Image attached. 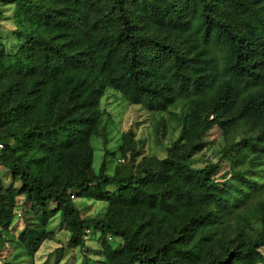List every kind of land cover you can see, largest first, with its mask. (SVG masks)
Instances as JSON below:
<instances>
[{
    "label": "trees",
    "instance_id": "obj_1",
    "mask_svg": "<svg viewBox=\"0 0 264 264\" xmlns=\"http://www.w3.org/2000/svg\"><path fill=\"white\" fill-rule=\"evenodd\" d=\"M10 5L17 46L0 51V122L15 124L16 157L5 163L0 151V165L20 187L0 182V240L20 206L15 241L31 260L59 213L65 248L85 264H264L263 185L240 170L214 179L223 161L264 174V0H0ZM107 90L152 113L184 106L167 157L134 154L121 175L104 161L92 171ZM239 126L247 136L217 163L192 167L212 128ZM84 197L107 210L82 217L74 199ZM87 231L99 234V261Z\"/></svg>",
    "mask_w": 264,
    "mask_h": 264
},
{
    "label": "rangeland",
    "instance_id": "obj_2",
    "mask_svg": "<svg viewBox=\"0 0 264 264\" xmlns=\"http://www.w3.org/2000/svg\"><path fill=\"white\" fill-rule=\"evenodd\" d=\"M3 16L0 19V51L3 49L5 53H12L17 46V39L14 35L15 25L13 22L14 6H1ZM184 106L178 105L170 109L169 113H152L142 109L139 106H129L119 92L107 90L100 101L101 117L99 122L90 136L89 150L91 151L92 161L91 169L97 173L102 161L105 162V173L109 176L121 175L123 168L129 165L132 155L139 154V158L151 157L154 159H163L167 157L168 148L177 139L181 123ZM174 116L179 119L175 120ZM28 124L24 121L19 124V128ZM15 124L0 122V151L4 152L3 160L9 163L16 157L13 149L15 144L9 139V134ZM248 130L245 127H236L227 132L214 127L205 136L203 143L204 149L197 154L191 161L193 168H203L208 164L217 163L223 151L232 143L246 137ZM234 166V167H233ZM264 169V168H263ZM230 170L245 171L249 178H256L257 182L264 187V174L253 175L249 170L232 164L231 161H223L220 168L214 176L217 181H227L230 179ZM226 176L223 180L222 177ZM0 182L6 190L9 187L17 189L20 187V182L14 180L8 171L0 165ZM113 191V187L106 188ZM20 200L17 201L19 205ZM75 205L80 209L82 217H93L103 215L107 210V204L94 201L90 198H75ZM20 213V214H19ZM21 215V216H19ZM23 210L18 206L14 210L15 230L10 233H5L4 239L0 242V264H5L4 261H11L21 254L24 264H85L79 250L66 249L69 234L64 229L62 218L57 213L48 223L46 231L48 235L46 240L41 244L38 252L31 257L24 256L21 252L20 244L15 241L18 232L23 226ZM29 222L36 224L35 220L30 217L26 220V225ZM254 233L259 232L258 223L252 225ZM99 234L90 236L88 234L87 250L91 251L92 259L99 261L101 257L99 253ZM109 242L113 246L121 245L120 239L108 237ZM15 242V243H14ZM16 244V245H15ZM64 249L60 258L55 250L58 248ZM96 249V250H95ZM261 250H264L262 248ZM86 253V252H85ZM96 255V257H95ZM98 256V258H97ZM18 259V258H17ZM101 264V263H95Z\"/></svg>",
    "mask_w": 264,
    "mask_h": 264
},
{
    "label": "built area",
    "instance_id": "obj_3",
    "mask_svg": "<svg viewBox=\"0 0 264 264\" xmlns=\"http://www.w3.org/2000/svg\"><path fill=\"white\" fill-rule=\"evenodd\" d=\"M72 198V197H71ZM88 234V231L86 232Z\"/></svg>",
    "mask_w": 264,
    "mask_h": 264
}]
</instances>
